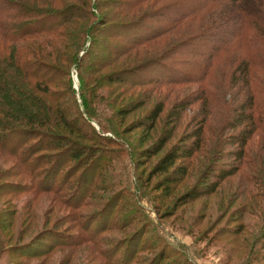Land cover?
Here are the masks:
<instances>
[{"label":"trees","instance_id":"16d2710c","mask_svg":"<svg viewBox=\"0 0 264 264\" xmlns=\"http://www.w3.org/2000/svg\"><path fill=\"white\" fill-rule=\"evenodd\" d=\"M58 1L61 3V0ZM143 1L165 2L161 8H153L148 13L147 20L157 23L153 29L145 26L144 13L134 19L129 17L130 13L140 11ZM176 1L111 0L110 11L117 21L107 23L108 20L99 13L103 7L101 0H67L62 8H43L37 3L31 5L20 0H0V153L15 161L16 169L9 174L16 177L22 175L30 181L5 182L0 185V194L25 196L39 195L42 191L52 192L60 204L70 209L59 222L65 220V223L77 225L79 221L81 225H87L92 235L88 234V237L93 240L96 226L89 230L91 220L81 216L78 209L85 208V198L90 193L88 187L94 183V174L87 179L88 182L86 177L94 169L91 161L98 151L84 142L100 144V132L117 133V130L112 124L108 126L91 109V102L87 101L86 96L90 93L91 85L100 84L97 95L105 98L108 91L101 89L105 78L110 82L126 81L123 75H101L113 62L110 56H117V60L129 55L138 61L140 53L144 51L141 48L159 39L156 45H161L162 39L180 24L181 19L190 21L196 15L203 16L201 12L204 10L205 13L206 7L212 8L211 11L218 17L229 10L226 24L214 20L211 28L207 26L188 40L173 45V52L190 51L192 57H188L187 61L191 74L185 73L186 77L181 78L172 75L171 83L196 85V95L191 100H180L172 105L167 115L166 129L158 142L143 151L142 156L151 157L163 151L173 138L183 113L194 103L200 102L206 113L218 118L213 141L215 151L211 155L213 160L201 173V184L198 182L183 193L179 202L188 203L213 195L222 183L242 176L247 186L243 195L249 194L256 200L246 206L245 215L254 220L259 237L264 236V0H188L186 13H180L181 17L175 19L174 15L169 14ZM22 8H26L28 15L35 19L18 24L16 20L21 16ZM73 23L74 26L67 30L68 25ZM224 24H229L231 28L228 27L225 39L221 37L212 52L204 53L197 48L198 42L214 34L212 28ZM107 35L108 39L116 40H113L115 43H122L124 48L116 49L114 55L99 56L94 47L103 44V40L98 36ZM33 39H36L35 45ZM100 45L98 49H102ZM234 46L239 52L244 50V54L232 52ZM151 48L157 47H149V50ZM163 57L165 54L143 59L140 65L158 64L166 73L160 76L163 79L150 80L144 85L153 82L154 88L165 87L163 82H167V70L161 64ZM74 72L78 88L73 84ZM162 109L163 104L158 102L141 121L139 127L145 126L147 137L155 128ZM119 112L126 113L124 109ZM210 115L200 120L195 116L191 121L196 122V128L180 136L154 166L157 174L167 175L164 181L168 183L165 186L167 193L171 190L168 186L170 183L188 176L189 160L202 153L209 142L210 133L214 131L209 127ZM91 121L98 124L99 130L91 125ZM14 137H19L18 141L7 147ZM136 160L142 164L139 155ZM39 170L43 171L45 178L37 179ZM100 175L101 168L97 167L96 176ZM55 177L65 179L63 186L56 185ZM70 177L74 182H70ZM78 177L82 178L81 185L76 182ZM161 185L164 184L160 182ZM10 187L11 190L8 189ZM65 187L73 191L66 193ZM72 198L81 201L75 205ZM131 218V222L134 221V217ZM49 231L53 238H57V235L60 238L67 236L57 230ZM144 233L135 235L134 238H139L133 243L136 248ZM53 238L52 242L55 241ZM67 243L78 244V241L69 240ZM261 245L264 248V243ZM146 249H150V246ZM30 253L32 256L38 254L35 251ZM124 254L127 257V251ZM134 254L132 259L135 258ZM251 255L254 260L261 256L264 260V253L254 256L251 252ZM157 257L152 259V264L168 261L165 260L168 257L164 251ZM164 264L183 263L169 260Z\"/></svg>","mask_w":264,"mask_h":264},{"label":"rangeland","instance_id":"374dc122","mask_svg":"<svg viewBox=\"0 0 264 264\" xmlns=\"http://www.w3.org/2000/svg\"><path fill=\"white\" fill-rule=\"evenodd\" d=\"M20 1L31 5L37 3L43 8H47L45 6L62 8L67 0H61V3L58 0ZM110 2L111 0H101L103 7L99 10L100 15L108 20L107 23L117 21L110 11L112 8ZM143 2L140 11L130 13L129 17L134 19L144 13L145 26L153 29L157 23L151 19L147 20L148 13L153 8H161L165 2ZM188 2L177 0L170 8L169 16L174 15L175 19L181 17L189 8ZM204 9L206 12L203 13L204 10L201 12L203 16L196 15L197 17L190 21L181 19L180 24L162 39L161 45H156L159 39L141 48L145 52L140 53L141 58L138 61L128 57L129 55L117 60V56H110L113 62L101 75L107 74L110 77L123 75L126 81L110 82L105 78L104 86L102 84L101 87L103 92L108 91L105 98L97 95L100 92V84L93 83L91 88L88 86L90 93L86 96L87 101L91 102V109L108 126L112 124L117 130V133L99 131L100 144L84 142L86 145L94 146L98 152L91 161L94 169H91L86 177L87 181L94 174V183L88 187L90 193L85 198V208L78 209V212L91 220L89 230L96 226L94 239L88 237V234L92 235L87 225H81L79 221L77 225L65 223V220L59 222L68 215L70 209L67 205L60 204L52 192L38 191L39 195L25 196L0 194V264H152V259L158 258L162 251L168 257L165 259L168 261H163V264L169 260H179L183 264H264L263 256L254 260L251 255V252L254 256L264 253L261 245L264 243V236L259 237L257 227L254 228L253 225L254 220L245 215L246 206L256 200L249 194L243 195L247 186L242 176L222 183L213 195L180 203L182 194L203 178L201 173L213 160L211 155L215 151L213 141L218 120L216 115L206 113L200 102L194 103L183 113L173 138L165 145L163 151L151 157L142 156V152L154 146L166 129L167 115L172 105L180 100H191L196 95L194 94L196 85L171 83L172 75L176 74V77L181 78L186 77L185 73L191 74L187 61L188 57H192L190 51L173 52V45L188 40L191 35L207 26L211 28L214 20L227 21V15L230 13L227 10L218 17L211 11L212 8ZM27 11L26 8L21 9V16L16 20L18 24L35 19L28 15ZM225 24L212 28L214 34L198 42L197 48L204 53L212 52L218 40L221 37L225 39L228 27L231 28L229 24ZM72 26L74 23L69 24L67 30ZM107 37L108 35L98 36L103 40V44L94 47L99 56L114 55L116 49L124 48L122 43H115L116 40ZM35 42L36 39H33V45ZM99 45L104 51L98 49ZM149 47L157 48L149 50ZM231 51L239 52L237 47ZM239 53L243 55L244 50ZM162 54H165V57L161 59V64L167 70V82H163L165 87L154 88L153 82L144 85L150 80L163 79L160 76L166 73L162 72L158 64H140L144 62V58ZM238 59L240 60L239 57ZM72 79L74 87L78 88L75 72L72 73ZM76 98L80 102L78 95ZM158 102L163 104V109L155 128L147 137L145 126L139 125ZM122 109L125 114L119 112ZM208 115L211 116L208 117L211 120L209 127L211 130L214 129L212 134L210 133L209 142L204 146L202 153L189 160L188 176L170 183L168 186L171 190L167 193L165 186L167 187L168 183H164L167 175L157 174L154 166L180 136L196 128V122L191 121L195 116L200 120ZM91 125L99 130L95 121H91ZM18 138H12L7 147L13 146ZM138 155L142 164L137 163ZM97 167L101 168L100 176H96ZM15 169V161L0 153V185L5 182H30L27 180L28 177L9 174ZM43 178L45 174L39 170L37 179ZM55 178L56 185L63 186L65 179ZM71 178L70 182H74ZM76 182L81 185L82 178L78 177ZM160 182L164 185L159 186ZM78 184L76 186H79ZM64 191L67 193L73 190H66L65 187ZM71 200L75 205L81 201L79 198ZM261 204L263 205L262 202ZM111 211L113 212L109 214ZM131 217H134L132 222ZM49 230H57L67 236L60 238L57 235V238H53ZM141 231L145 233L142 238L140 237L141 241L136 248L133 243L139 238L134 237L137 233L141 235ZM51 238L55 241L52 242ZM69 240L78 241V244L67 243ZM149 246L150 249H146ZM32 251L38 254L32 256L30 253ZM126 251L127 257L131 253L128 259L125 254L123 255Z\"/></svg>","mask_w":264,"mask_h":264}]
</instances>
